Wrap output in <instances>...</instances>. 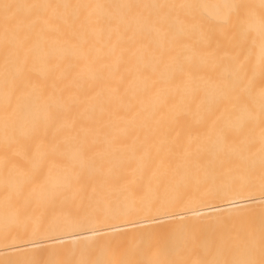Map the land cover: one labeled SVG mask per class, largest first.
Wrapping results in <instances>:
<instances>
[{
  "label": "bare ground",
  "instance_id": "6f19581e",
  "mask_svg": "<svg viewBox=\"0 0 264 264\" xmlns=\"http://www.w3.org/2000/svg\"><path fill=\"white\" fill-rule=\"evenodd\" d=\"M262 24L261 0H0V264H260Z\"/></svg>",
  "mask_w": 264,
  "mask_h": 264
},
{
  "label": "snow or ice",
  "instance_id": "6c2138e0",
  "mask_svg": "<svg viewBox=\"0 0 264 264\" xmlns=\"http://www.w3.org/2000/svg\"><path fill=\"white\" fill-rule=\"evenodd\" d=\"M5 9H8L10 7H12L11 5H4ZM31 7H36L35 5L31 6ZM127 7H133L132 5H128ZM224 8L229 9L233 12H235L237 14V16H242L243 10L246 8L245 5L240 4V3H229V4H225L223 5ZM261 7L264 8V0H261ZM6 19H9L8 17H6ZM223 19L225 20V22H227V14H225V16L223 17ZM241 22H243V20H241ZM261 68L264 69V24H262V28H261ZM21 87L22 88H26L28 87L26 82H21ZM262 165H264V157H262ZM262 187H264V175H262ZM153 209L152 207H148L146 209V211L151 212ZM155 211L157 213H166V209L163 205V203L157 205L155 207ZM89 219V230L91 231H98V228L104 224L107 223L109 217L104 214V215H91L88 217ZM180 231H183L185 234V239L186 241H192L195 238V232L194 229L192 228H188L186 226H181ZM102 247H104L105 245H101ZM78 264H87L86 261H80L78 262ZM209 264H220V262L218 261H212L209 262ZM226 264V262H225ZM242 264H256L255 261H245L242 262ZM260 264H264V248H262V259L260 261Z\"/></svg>",
  "mask_w": 264,
  "mask_h": 264
}]
</instances>
